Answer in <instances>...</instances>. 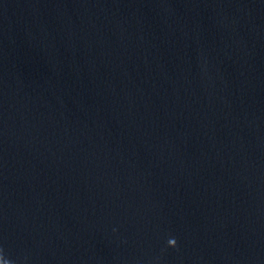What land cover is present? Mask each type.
<instances>
[{"label":"water","instance_id":"1","mask_svg":"<svg viewBox=\"0 0 264 264\" xmlns=\"http://www.w3.org/2000/svg\"><path fill=\"white\" fill-rule=\"evenodd\" d=\"M0 255L264 264V0H0Z\"/></svg>","mask_w":264,"mask_h":264},{"label":"clouds","instance_id":"2","mask_svg":"<svg viewBox=\"0 0 264 264\" xmlns=\"http://www.w3.org/2000/svg\"><path fill=\"white\" fill-rule=\"evenodd\" d=\"M168 243L169 247H176V241L174 238L170 239ZM0 264H9V262L6 261L2 255H0Z\"/></svg>","mask_w":264,"mask_h":264}]
</instances>
